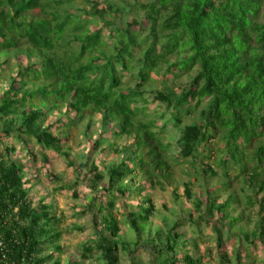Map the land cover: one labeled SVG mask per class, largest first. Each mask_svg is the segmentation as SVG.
Segmentation results:
<instances>
[{
  "label": "trees",
  "instance_id": "obj_1",
  "mask_svg": "<svg viewBox=\"0 0 264 264\" xmlns=\"http://www.w3.org/2000/svg\"><path fill=\"white\" fill-rule=\"evenodd\" d=\"M81 1L83 5L73 11L77 0H0V50L21 51L24 42L30 45L29 64L18 70L0 98V121L13 118L6 129L0 130V264H44L47 258H38L43 245H55L61 250L57 245L61 232L53 229L57 216L49 205L32 206L29 181L21 165L11 159L15 146L6 138L19 136L27 156L37 161L34 146L24 135L36 140L38 154L45 149L60 152L63 137L55 127L60 130L68 122L76 124L79 116L102 113L105 124L112 128L100 134L93 150L105 153L113 149L121 161L109 168V186L92 201L99 203L96 206L103 213L106 231L118 237V196L126 197L130 187L141 193L146 190L147 184L136 177L140 171L153 178L169 166V145L162 140L165 127L154 130L158 119H144L149 115L141 102H150L143 88L174 54L178 59L162 73L165 85L153 93V101L165 105L166 110L159 115L161 120L170 115L167 124L182 127L178 139L180 156L200 160L205 174L216 175L208 162L212 157L209 145L222 132L225 149L216 162L224 166V175L230 177V166L239 169L238 176L246 178L253 192L248 197L251 205L254 195L264 192V0H151L138 5L145 10L144 25L135 19L126 27L114 26L105 13L120 14L127 5L120 7L112 0ZM101 2L106 6L102 7ZM35 10H39L38 16L31 14ZM110 45L112 50L107 49ZM35 52L37 61L32 59ZM195 68L197 75L187 87L166 86L169 80ZM126 72L133 80L128 85L124 80ZM35 100L41 106L33 105ZM204 101L206 105L199 109ZM27 104L29 108L21 110ZM61 105L66 110L60 109L59 118L44 126L50 107ZM198 112L199 119L185 122ZM125 135H134V141L117 146L113 138ZM91 174L95 185L105 177L96 163ZM117 182L128 183L117 187ZM185 190L190 199V184ZM74 192L79 196V191ZM234 199L230 196L220 205L211 202L208 212L217 211L221 219L203 220L219 234L221 264H249L258 246L264 250V196L253 238L241 237L232 259L225 252V243L232 235L225 237L219 225L227 218L232 225L240 219L229 213ZM142 205L131 215L136 229L154 215L150 196ZM187 222L194 233L200 234L197 226L201 221L187 219L178 224ZM168 234L167 243L151 251L153 264H202L192 252L198 243H192L185 231L170 230ZM97 250L107 264H118L113 239L100 235L98 242L86 243L82 256L87 259Z\"/></svg>",
  "mask_w": 264,
  "mask_h": 264
},
{
  "label": "rangeland",
  "instance_id": "obj_2",
  "mask_svg": "<svg viewBox=\"0 0 264 264\" xmlns=\"http://www.w3.org/2000/svg\"><path fill=\"white\" fill-rule=\"evenodd\" d=\"M112 1L120 7L127 5L120 14L109 11L105 13V18L114 26L126 27L129 22L135 19L144 25L145 10L138 5L148 3L151 0ZM81 2V0H77L72 10L78 11V8L83 5ZM130 5L134 6L131 8ZM101 6L105 7L106 5L101 2ZM31 14L38 16L40 12L35 10ZM104 31L107 32L109 29ZM145 33L147 34L148 31ZM112 46H108L107 49L111 48L112 50ZM21 47V51L0 50V98L5 91H8L18 70L30 62V57L27 55L30 45L24 42ZM6 57L7 62L2 64L1 61ZM32 59L33 61L38 60L36 52ZM177 59L176 54L170 56L162 64L160 71L152 75L154 79H151L143 88L146 98L150 102L147 104L141 102V105H146V112L149 115L144 119H158L154 130L161 131L165 127L162 131V140L169 145L167 156L169 166L160 170L159 176L153 178L146 177L144 172L140 171L136 177L137 180L147 184L146 190L141 193L130 187L131 192L126 197L118 196L115 207L120 225L118 237H113L110 232L106 231L102 221L103 213L99 212L96 206L99 203L92 201L98 199L102 189L109 186V168L118 165L121 161L120 155L113 149H109L105 153L101 150H93V144L100 134L106 129L112 128V126L108 127L105 124L102 113H95L86 117L79 116L80 120L76 124H69L67 121L68 125L66 124V127L60 128V130L55 127V132L62 134L63 137V148L60 152L45 149L42 154H38L40 146L36 144V140L30 135H24L30 145L34 146L37 161L27 156V150L19 136L10 135L6 138L8 141H12V145L15 146L11 159L21 165L25 179L29 181L28 192L32 206L38 208L41 205H49L52 207L51 211L57 216L53 229L55 232H61V237L57 242L61 250L57 249L55 245H43L38 258H47L44 264H54L56 261H59L60 264H107V259L100 250H97L87 259L82 256L86 243L98 242L100 235L113 239L117 244L118 264H153L151 251L167 243L170 230L185 231L192 243H198V247L193 248L192 252L195 257L201 258L202 264H221V251L217 246L219 234L211 224L203 219L212 222L220 221L221 215L217 211L211 214L208 212L209 205L211 202L220 205L226 202L230 196L235 199L229 207V213L232 218L240 217V219L232 225L231 219L227 218L219 225L225 237L232 235L225 243V252L234 259L233 251L241 245V237L245 240L246 235L253 238L260 218V201L264 192L259 191L258 195H254V205H251L248 197L253 195V192L248 187L246 178L238 176L239 169L230 166V177L224 175V166L220 162L219 164L216 162L219 161L225 149L222 132L217 134L209 145L212 150V157L208 162L211 161L217 174H205L200 160H184L179 154L178 139L182 127L174 126L172 123L167 124L170 115L165 120L159 118V115L166 108L164 104L153 101V93L158 89H163L165 84L161 82L162 73L169 63L175 62ZM196 75L195 68L177 79L169 80L166 86L173 87L175 85L176 88L183 89L193 81ZM131 79V74L126 72L124 76L126 85L131 83ZM206 103V101L201 103L199 109L203 108ZM32 104L41 106V102L38 100ZM29 106L30 104H27L26 107L22 106L21 110L29 108ZM60 109L66 110L63 105L60 108L50 107L49 116L44 126L59 118ZM11 119H13L12 116L3 118L0 121V130L6 129ZM196 119H199V112L195 116L187 118L185 122H193ZM16 121L21 122L20 116L17 117ZM113 140L117 146L128 145L134 141V135L114 137ZM95 163L101 167V172L105 175L98 185L94 184L91 177ZM127 183L117 182L116 186L124 185L126 187ZM188 184H190L192 193L190 199L185 194ZM75 190L79 191V196L75 194ZM147 196L153 200L154 215L150 221L140 222V228L136 229L132 224L131 215L142 208V203ZM91 203H94L92 207L90 206ZM187 219L201 221L200 226H197L201 231L200 234L194 233L188 222L187 224H178ZM248 262L249 264H264V250L258 246L257 252L249 257Z\"/></svg>",
  "mask_w": 264,
  "mask_h": 264
},
{
  "label": "built area",
  "instance_id": "obj_3",
  "mask_svg": "<svg viewBox=\"0 0 264 264\" xmlns=\"http://www.w3.org/2000/svg\"><path fill=\"white\" fill-rule=\"evenodd\" d=\"M0 244H2V242H0Z\"/></svg>",
  "mask_w": 264,
  "mask_h": 264
}]
</instances>
